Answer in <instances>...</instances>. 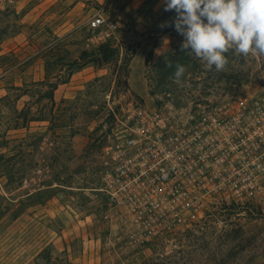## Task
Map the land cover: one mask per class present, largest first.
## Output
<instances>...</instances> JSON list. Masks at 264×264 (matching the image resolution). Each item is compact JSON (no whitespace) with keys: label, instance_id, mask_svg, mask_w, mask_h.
<instances>
[{"label":"rangeland","instance_id":"obj_1","mask_svg":"<svg viewBox=\"0 0 264 264\" xmlns=\"http://www.w3.org/2000/svg\"><path fill=\"white\" fill-rule=\"evenodd\" d=\"M97 13L112 26L114 58L78 67L101 45L89 26ZM175 15L162 0H25L0 15V264H264V207L130 225L96 192L112 110L133 100L186 119L227 92L264 94V58L230 51L224 71H207L174 26L159 27ZM40 165L51 172L44 183Z\"/></svg>","mask_w":264,"mask_h":264},{"label":"built area","instance_id":"obj_2","mask_svg":"<svg viewBox=\"0 0 264 264\" xmlns=\"http://www.w3.org/2000/svg\"><path fill=\"white\" fill-rule=\"evenodd\" d=\"M25 0H0V15ZM93 43L114 40L101 13L89 21ZM103 148L100 193L109 210L130 214V225H182V213L217 206L264 207V94L227 92L184 117L129 101ZM48 166L36 179H50ZM191 223V222H187Z\"/></svg>","mask_w":264,"mask_h":264},{"label":"clouds","instance_id":"obj_3","mask_svg":"<svg viewBox=\"0 0 264 264\" xmlns=\"http://www.w3.org/2000/svg\"><path fill=\"white\" fill-rule=\"evenodd\" d=\"M175 17L160 28L174 26L183 37L180 49L200 60L207 71H224L230 51L264 58V0H162ZM171 67V64H169ZM186 68L177 65L174 82L181 84Z\"/></svg>","mask_w":264,"mask_h":264},{"label":"trees","instance_id":"obj_4","mask_svg":"<svg viewBox=\"0 0 264 264\" xmlns=\"http://www.w3.org/2000/svg\"><path fill=\"white\" fill-rule=\"evenodd\" d=\"M114 51L111 47V45L106 42L98 47L92 49L91 51L85 50L83 51L77 61L78 67H86L88 65H97L101 66L105 63L110 62L114 58ZM169 64H171V67H169ZM174 63L173 61L171 63H168L164 65V72L170 71L173 69Z\"/></svg>","mask_w":264,"mask_h":264}]
</instances>
